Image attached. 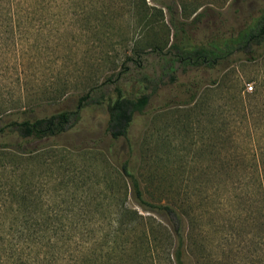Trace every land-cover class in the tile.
<instances>
[{"label": "rangeland", "instance_id": "rangeland-1", "mask_svg": "<svg viewBox=\"0 0 264 264\" xmlns=\"http://www.w3.org/2000/svg\"><path fill=\"white\" fill-rule=\"evenodd\" d=\"M263 6L0 0V103L11 117L74 110L93 86L113 97V83L100 84L116 73L125 95L149 94L126 137L106 131L102 102L24 153L1 144L0 264H147L127 247L130 226L116 231L115 221L123 207L166 220L137 205L125 160L148 201L180 211L194 264H264V47L212 67L166 53L235 35Z\"/></svg>", "mask_w": 264, "mask_h": 264}, {"label": "trees", "instance_id": "trees-1", "mask_svg": "<svg viewBox=\"0 0 264 264\" xmlns=\"http://www.w3.org/2000/svg\"><path fill=\"white\" fill-rule=\"evenodd\" d=\"M264 47V6L253 20V23L238 31L235 35L216 36L199 45L170 43L166 53H170L171 61H181L183 65L212 67L219 60L226 59L229 54L241 51L252 54ZM141 49H133V54L140 57ZM119 73L107 76L100 84L113 83V94L105 95L99 87L93 86L77 99L74 110H61L46 116L31 115L32 109H22L18 117H11L7 105L0 103V146L16 148L26 152V144L33 141H47L62 136L72 122L78 119L81 108L93 103H106V131L112 138L126 137L134 120V114L143 111L149 101L148 93L138 96L125 95L119 86ZM99 85V86H100ZM96 91V92H95ZM256 94V91H254ZM122 174L129 179L132 196L144 210L153 211L163 216L164 221L151 216L142 215L136 209L123 207L126 216L116 219V231L122 226H130L127 247L138 253L147 264H194L189 252V243L185 221L179 210L171 204L153 203L145 198L140 181L129 161L121 163ZM259 184L263 186L261 170H257ZM264 193V192H263ZM264 198V196H263ZM117 236L118 233L112 234ZM113 241V240H112ZM140 251V254H139ZM12 256V254H11ZM19 257L13 255L11 262Z\"/></svg>", "mask_w": 264, "mask_h": 264}, {"label": "built area", "instance_id": "built-area-1", "mask_svg": "<svg viewBox=\"0 0 264 264\" xmlns=\"http://www.w3.org/2000/svg\"><path fill=\"white\" fill-rule=\"evenodd\" d=\"M251 89H252V85H250V84H249V85H247V90H249V91H250Z\"/></svg>", "mask_w": 264, "mask_h": 264}]
</instances>
